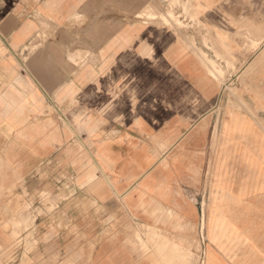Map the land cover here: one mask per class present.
<instances>
[{
    "label": "crops",
    "instance_id": "1",
    "mask_svg": "<svg viewBox=\"0 0 264 264\" xmlns=\"http://www.w3.org/2000/svg\"><path fill=\"white\" fill-rule=\"evenodd\" d=\"M134 2L0 0V264H264V0Z\"/></svg>",
    "mask_w": 264,
    "mask_h": 264
},
{
    "label": "rangeland",
    "instance_id": "2",
    "mask_svg": "<svg viewBox=\"0 0 264 264\" xmlns=\"http://www.w3.org/2000/svg\"><path fill=\"white\" fill-rule=\"evenodd\" d=\"M196 1L197 0H135L134 4H132L130 8H132L134 12V22L147 21L148 23H159L169 28L177 30L181 28H189L188 22L184 21L183 17L185 19H188L189 17L195 18ZM251 7L257 10H261L264 13V5H256ZM247 8H249V6ZM263 39L264 38H262V40ZM262 50H264V48H262ZM256 54H258V52ZM202 55L207 58V61L209 62L207 63L211 66L209 70L215 78H217L221 82L225 81L228 78H233V81L230 80V84L229 81L224 82V85H222L221 94L224 93L226 87V92H229V90L234 91L235 93L238 92V83L234 77V74L236 73L237 69H223L216 62H213L212 60L208 59L206 54L202 53ZM254 58L255 55L246 64L245 69H243L244 71L242 70L240 73L244 72V74L248 75L253 71ZM224 86L225 88H223ZM239 92H241V90ZM246 92L248 93L250 92V90L247 89ZM185 199L188 203H190V197L188 196V194ZM203 231L204 229H201V235H203ZM200 248L201 247L199 246V250ZM199 264H202L201 258L199 259Z\"/></svg>",
    "mask_w": 264,
    "mask_h": 264
},
{
    "label": "bare ground",
    "instance_id": "3",
    "mask_svg": "<svg viewBox=\"0 0 264 264\" xmlns=\"http://www.w3.org/2000/svg\"><path fill=\"white\" fill-rule=\"evenodd\" d=\"M260 6V5H259ZM128 29V28H127ZM132 29V28H131ZM123 32V31H122ZM128 36V35H127ZM118 37H120V36H118ZM127 38V37H126ZM132 38V37H131ZM123 39V41H124V38H122ZM125 42V41H124ZM111 44V43H110ZM119 45V44H118ZM124 46V45H123ZM262 48H264V41H263V43H262ZM261 48V49H262ZM243 69H241V70H239L238 72H237V75L242 71ZM244 71V70H243ZM245 75H247V74H245ZM235 77V76H234ZM85 82V81H84ZM224 85V84H223ZM226 86V85H225ZM225 86L223 87V88H225ZM226 89H227V87H226ZM225 90V89H224ZM18 103V102H17ZM26 104V103H25ZM9 111V110H8ZM26 113V112H25ZM24 117H25V115H24ZM25 120V119H24ZM23 124V123H22ZM188 152V151H187ZM198 154V153H197ZM197 156V155H196ZM10 164V163H9ZM9 170V169H8ZM7 172V171H6ZM5 173V172H4ZM8 173V172H7Z\"/></svg>",
    "mask_w": 264,
    "mask_h": 264
}]
</instances>
